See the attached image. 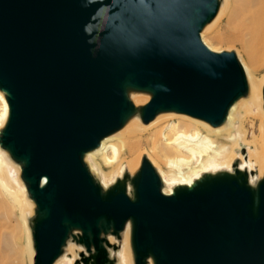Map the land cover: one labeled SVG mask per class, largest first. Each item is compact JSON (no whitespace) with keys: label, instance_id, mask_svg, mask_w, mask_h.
I'll return each instance as SVG.
<instances>
[{"label":"water","instance_id":"water-1","mask_svg":"<svg viewBox=\"0 0 264 264\" xmlns=\"http://www.w3.org/2000/svg\"><path fill=\"white\" fill-rule=\"evenodd\" d=\"M182 2L161 37L130 21L139 0H0V89L10 108L0 141L24 162L43 214L29 219L34 264H53L74 228L90 254L83 264H116L104 243L109 232L121 241L129 220L135 264H264V179L253 188L236 170L168 195L143 157L136 176L104 194L84 161L135 113L128 89L152 94L145 124L177 112L221 126L247 94L235 52L201 39L219 0Z\"/></svg>","mask_w":264,"mask_h":264},{"label":"bare ground","instance_id":"bare-ground-1","mask_svg":"<svg viewBox=\"0 0 264 264\" xmlns=\"http://www.w3.org/2000/svg\"><path fill=\"white\" fill-rule=\"evenodd\" d=\"M217 15L203 28L201 39L212 51L221 53L220 47L215 44L216 39H227L230 42L244 41L247 43L245 51L248 60L253 65L259 61L256 48L264 45V0H219ZM225 21L226 32L223 34L221 24ZM262 48V47H260ZM264 59V58H263ZM261 60V59H260ZM262 62V61H261ZM248 84L247 94L240 98L231 107L227 119L221 126H214L208 122L177 112H160L149 124L142 122V109L151 100L152 94L146 91L128 89V99L135 105V113L126 121L121 130L104 139L100 146L85 154L84 161L94 172L96 181L100 184L105 194L113 184L126 182L127 174L136 176L141 166L143 157H147L152 163L156 161L165 165L164 170L160 166V175L163 182V193L171 195L180 187L193 188L206 178L219 174L230 173L234 175L236 170L248 171L250 174L249 185L256 188L264 179V76L258 78L251 73L244 60L241 62ZM0 137L5 129L10 108L7 93L0 89ZM241 109L246 114L257 112L261 117L260 133L254 140L246 138V132L242 126L235 127L236 113ZM256 110V111H255ZM143 133H147L148 152H140V142ZM230 133L234 145L222 143L221 137H227ZM242 144L245 145V153H241ZM130 151L132 157L123 159L126 151ZM96 159L106 163L116 164L117 172L113 176L96 173ZM94 162L96 165H92ZM115 166V165H114ZM24 162L13 157L0 141V192L7 195L14 207L20 210V222L25 231L26 248L30 264H34L36 249L33 240V227L30 225V217L42 216L31 196L27 182L23 178ZM5 193H4V192ZM129 196L134 199L135 189L129 187ZM133 222L129 220L123 232L121 242L109 232L107 238L111 247L104 243L109 252V260H115L116 264H135L132 251L131 235ZM24 233V232H23ZM80 229H71L63 246L61 255L53 264H83L82 259L90 257L86 247L75 240L80 237ZM104 235V234H103ZM118 245V250L114 247ZM148 264H154L149 258Z\"/></svg>","mask_w":264,"mask_h":264},{"label":"rangeland","instance_id":"rangeland-1","mask_svg":"<svg viewBox=\"0 0 264 264\" xmlns=\"http://www.w3.org/2000/svg\"><path fill=\"white\" fill-rule=\"evenodd\" d=\"M224 26H225V21L222 22L221 24V29H220L221 32L223 34L224 33L229 34L230 36V34L232 33L231 32L229 33L228 31L226 32V28ZM214 42L216 45L220 47V50L222 49L223 51L226 52H235L240 62H242V58H243L244 63L249 69H251L250 71L254 76L258 78L264 76V59H263L264 45H261L258 48H256V54L258 55L259 61L255 65L256 70L252 71L253 65L248 60L245 51V47L247 43H245L244 41L230 42L227 39H216ZM261 122H262L261 117L259 118V114L257 112L253 114H246L245 110L241 109L236 113L235 127L238 128L243 124V130H245L246 138L248 140H254L259 135L261 129L260 128ZM146 134L147 133H143V135L141 136L140 152L142 151L148 152ZM230 135L231 134L228 133L227 137H225L226 139H224V137H221L220 141L222 143L233 146L234 141H231ZM244 149H245V145L242 144V149L240 152L243 153ZM122 157H123L122 160L130 159L132 157L131 152L129 150L126 151ZM152 158L156 161V163L153 162V166L160 175V166L164 170H166L165 165H162L161 162H158L155 156H153ZM91 164L93 166L95 165L94 162H92ZM96 164H97L96 173H99L100 175L104 173L107 176L111 177L118 170L116 164L113 165L110 163L108 164L100 159H96ZM12 202L13 201L6 194L3 195L0 192V264H30L27 254V249H25L26 241H27L26 228L24 231L23 226L21 225L20 222L21 221L20 210L17 207H14ZM31 219H33V216L30 217V220ZM117 250L118 249H116V251Z\"/></svg>","mask_w":264,"mask_h":264},{"label":"snow or ice","instance_id":"snow-or-ice-1","mask_svg":"<svg viewBox=\"0 0 264 264\" xmlns=\"http://www.w3.org/2000/svg\"><path fill=\"white\" fill-rule=\"evenodd\" d=\"M184 4L182 0H139L131 6L130 21L163 36L179 20Z\"/></svg>","mask_w":264,"mask_h":264}]
</instances>
